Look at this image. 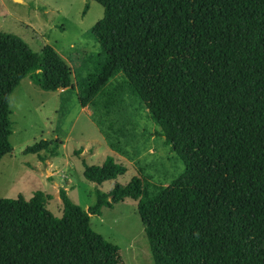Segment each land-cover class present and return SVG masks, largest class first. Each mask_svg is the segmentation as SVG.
Instances as JSON below:
<instances>
[{
  "label": "trees",
  "instance_id": "1",
  "mask_svg": "<svg viewBox=\"0 0 264 264\" xmlns=\"http://www.w3.org/2000/svg\"><path fill=\"white\" fill-rule=\"evenodd\" d=\"M94 1L103 14L90 34L103 60L78 85L80 106L100 111L120 75L183 171L154 193L137 175L107 192L96 187L86 209L60 188L61 216L43 190L0 197V264H123L90 217L125 198L137 200L154 264H264V0ZM25 77L46 91L72 86L52 46L36 53L0 32V159L12 150L10 95ZM98 130L125 152L121 128ZM60 143L40 139L23 151L56 155ZM80 159L96 185L126 171L112 155L100 165Z\"/></svg>",
  "mask_w": 264,
  "mask_h": 264
},
{
  "label": "rangeland",
  "instance_id": "2",
  "mask_svg": "<svg viewBox=\"0 0 264 264\" xmlns=\"http://www.w3.org/2000/svg\"><path fill=\"white\" fill-rule=\"evenodd\" d=\"M102 14V6L94 0H0V32L20 38L36 53L45 45L52 46L70 68L72 83L63 91H46L25 77L12 91V150L0 159V197L22 195L29 199L34 190H43L51 195L46 207L61 216L60 188L86 209L95 201L96 187L107 192L115 183L125 184L137 175L154 193L183 171V163L157 136V125L120 75L107 84L105 95L98 101L100 111L90 105L80 106L78 85L95 74L103 60L90 34ZM109 124L114 130L122 129L123 134L117 135L124 153L108 151L98 126L106 129ZM53 138L61 140L56 155L23 151L40 139ZM106 155L125 165L126 171L96 185L83 176L80 158L100 165ZM136 205L137 200L125 198L112 208L103 207L100 215H91L90 226L119 247L123 264H154Z\"/></svg>",
  "mask_w": 264,
  "mask_h": 264
},
{
  "label": "crops",
  "instance_id": "3",
  "mask_svg": "<svg viewBox=\"0 0 264 264\" xmlns=\"http://www.w3.org/2000/svg\"><path fill=\"white\" fill-rule=\"evenodd\" d=\"M59 90H61V89H59ZM61 91H63V90H61ZM89 119L91 120V118L89 117ZM92 121V120H91ZM93 122V121H92ZM95 125V124H94ZM97 128V127H96ZM99 131V130H98ZM100 133V132H99ZM100 135H101V133H100ZM103 141V140H102ZM104 143V142H103ZM108 151H112V153H113V150H111L109 147H108ZM82 153H84V151H82ZM68 192V191H67ZM55 195H57V193H55Z\"/></svg>",
  "mask_w": 264,
  "mask_h": 264
},
{
  "label": "water",
  "instance_id": "4",
  "mask_svg": "<svg viewBox=\"0 0 264 264\" xmlns=\"http://www.w3.org/2000/svg\"><path fill=\"white\" fill-rule=\"evenodd\" d=\"M14 1H16V2H21V0H14Z\"/></svg>",
  "mask_w": 264,
  "mask_h": 264
}]
</instances>
